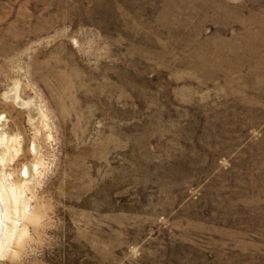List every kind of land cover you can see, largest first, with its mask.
<instances>
[{
    "label": "rangeland",
    "instance_id": "374dc122",
    "mask_svg": "<svg viewBox=\"0 0 264 264\" xmlns=\"http://www.w3.org/2000/svg\"><path fill=\"white\" fill-rule=\"evenodd\" d=\"M0 153V264H264V0H0Z\"/></svg>",
    "mask_w": 264,
    "mask_h": 264
},
{
    "label": "bare ground",
    "instance_id": "6f19581e",
    "mask_svg": "<svg viewBox=\"0 0 264 264\" xmlns=\"http://www.w3.org/2000/svg\"><path fill=\"white\" fill-rule=\"evenodd\" d=\"M1 154V153H0ZM26 178V177H25ZM1 201V200H0ZM0 210H1V208H0ZM1 216H2V214H1V212H0V231H1V228H2V218H1Z\"/></svg>",
    "mask_w": 264,
    "mask_h": 264
}]
</instances>
